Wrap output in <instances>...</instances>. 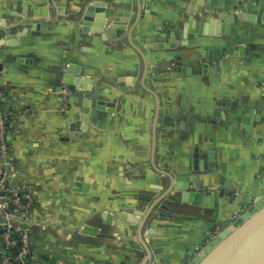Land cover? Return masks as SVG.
<instances>
[{
	"label": "crops",
	"instance_id": "crops-1",
	"mask_svg": "<svg viewBox=\"0 0 264 264\" xmlns=\"http://www.w3.org/2000/svg\"><path fill=\"white\" fill-rule=\"evenodd\" d=\"M229 1L244 17L213 34L197 23L193 39L180 35L191 0L139 2L132 37L160 97L156 162L190 182L150 214L148 264H185L248 207L241 193H264V0ZM111 4L0 0L8 179L31 195L32 264H140L139 221L169 184L151 162L156 101L127 36L137 3L118 4L131 13L114 37ZM235 44L242 54L228 53Z\"/></svg>",
	"mask_w": 264,
	"mask_h": 264
},
{
	"label": "water",
	"instance_id": "water-1",
	"mask_svg": "<svg viewBox=\"0 0 264 264\" xmlns=\"http://www.w3.org/2000/svg\"><path fill=\"white\" fill-rule=\"evenodd\" d=\"M111 2V8L107 9L106 16L109 17L112 15V19L107 21L106 31L112 37L120 36L124 32L122 24L127 21L131 10L127 7L119 6L118 4L123 3L129 5L132 3V0H111ZM139 2L140 0H136V17L132 27L129 28L127 36L130 43L138 50L143 59L144 68L141 83L143 87L152 93L156 101L152 131L151 162L157 171L169 178V184L166 189L145 209L139 221L137 238L139 247L145 251V256L140 264H148L151 260L152 253L144 239V228L150 214L164 197L174 192L175 188L189 189L190 182H187V177H177L169 171L161 169L156 162L157 123L160 111V97L158 93L145 82L148 73V60L144 51L134 42L132 37L134 24L142 15V7L139 6ZM148 5L150 6V3ZM230 5L231 1L229 0H191L189 7L191 14L188 16V25H184L180 31V35L186 39H193L195 37L196 25L200 22H202L203 30L206 34L228 32L230 30V23L234 21L236 17H244L243 11H239L236 8L230 9ZM148 8L149 7H145L147 10ZM93 10L94 5H89L84 17L86 20H90ZM194 13L198 14L199 19L194 17ZM262 18L264 19V12ZM171 36L174 37V33H172ZM243 49L244 46L242 44H235L228 48V53L231 55L242 54ZM69 69L71 70L72 66H70ZM75 71H78V69H75ZM84 80L85 79L82 77H77L75 79L77 83H83ZM65 81L72 83L74 81V76L69 73L66 74ZM252 116H254V118H258L259 116L255 114L254 109H250L246 115L244 112V122L249 124ZM192 117L193 115H189V117L184 118V121ZM245 127L246 129H250L249 125H245ZM220 181L221 183L229 182V180H226L224 177L221 178ZM240 197L242 200L249 202L244 212L234 221H226L223 224L222 230L215 237L211 238L194 257L188 259L185 264H264V193L258 194L257 191L252 190L249 193H241Z\"/></svg>",
	"mask_w": 264,
	"mask_h": 264
},
{
	"label": "built area",
	"instance_id": "built-area-1",
	"mask_svg": "<svg viewBox=\"0 0 264 264\" xmlns=\"http://www.w3.org/2000/svg\"><path fill=\"white\" fill-rule=\"evenodd\" d=\"M1 73L0 69V78ZM4 97L0 81V264H32L31 195L28 191L9 184L8 168L12 163L9 142L11 112L6 111L3 106ZM14 233L18 234V239L13 236Z\"/></svg>",
	"mask_w": 264,
	"mask_h": 264
},
{
	"label": "trees",
	"instance_id": "trees-1",
	"mask_svg": "<svg viewBox=\"0 0 264 264\" xmlns=\"http://www.w3.org/2000/svg\"><path fill=\"white\" fill-rule=\"evenodd\" d=\"M13 236L18 239V234L17 233H14ZM16 248H18V246H16Z\"/></svg>",
	"mask_w": 264,
	"mask_h": 264
}]
</instances>
